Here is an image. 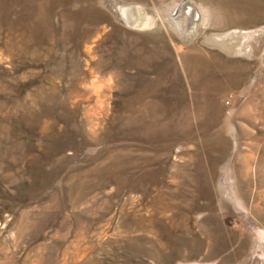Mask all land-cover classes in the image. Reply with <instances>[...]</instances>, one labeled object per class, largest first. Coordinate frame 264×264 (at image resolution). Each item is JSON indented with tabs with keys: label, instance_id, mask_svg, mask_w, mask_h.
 <instances>
[{
	"label": "rangeland",
	"instance_id": "rangeland-1",
	"mask_svg": "<svg viewBox=\"0 0 264 264\" xmlns=\"http://www.w3.org/2000/svg\"><path fill=\"white\" fill-rule=\"evenodd\" d=\"M0 264H264V0H0Z\"/></svg>",
	"mask_w": 264,
	"mask_h": 264
},
{
	"label": "bare ground",
	"instance_id": "bare-ground-1",
	"mask_svg": "<svg viewBox=\"0 0 264 264\" xmlns=\"http://www.w3.org/2000/svg\"><path fill=\"white\" fill-rule=\"evenodd\" d=\"M194 6L189 4L188 2L180 4L179 7L174 12V18L178 19L179 17H181L179 22H182L181 24L184 25V27H189L190 25H192L194 21H198L201 19V13H200L201 9H198L199 8L198 6H197L198 8ZM139 10L140 9L136 6H130V7L127 6V7L121 8V13L126 18L127 22L130 24H134L137 26L139 25L140 27L141 26L144 27V26L151 24V21L147 17L143 20L138 19L137 13L140 12ZM184 29L182 30L184 31Z\"/></svg>",
	"mask_w": 264,
	"mask_h": 264
}]
</instances>
